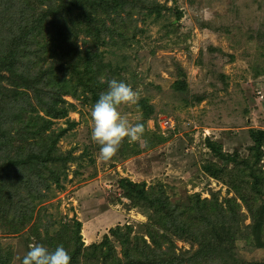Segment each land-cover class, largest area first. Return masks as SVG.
I'll return each mask as SVG.
<instances>
[{
	"label": "rangeland",
	"instance_id": "374dc122",
	"mask_svg": "<svg viewBox=\"0 0 264 264\" xmlns=\"http://www.w3.org/2000/svg\"><path fill=\"white\" fill-rule=\"evenodd\" d=\"M136 1L130 23L138 30L134 38L129 42L115 36L116 44L98 45L97 51L102 77L108 74V80H122L139 93L137 104L122 106L120 111L131 121L145 124V143L125 141L110 162H101L99 146L90 139L92 106L64 97L76 110L54 120L52 129L57 133L67 128V120L76 123L57 143L61 153L70 152L76 159L68 163L64 187L36 204L30 227L36 225L38 232L33 226L15 235L0 232L1 244L13 251L12 264H20L29 245L37 243L35 235L43 241L46 236L53 239L67 220L69 226L73 220L80 222L84 246L98 245L107 236L115 251L113 262L124 261V256L111 229L130 226L131 238L149 243L146 226L151 210L124 196L119 188L122 178L144 182L154 192L164 191L179 205L195 194L201 199L216 197L220 203L234 199L243 221L239 223L249 225L248 206L231 179H214L202 171L207 162L223 165L207 148V139L224 154H236L254 167L261 178L257 194L264 197V144L262 154H255L249 135L252 129L264 131V0ZM9 4L43 8L34 0H10ZM149 10L152 17L160 11L157 20L146 18ZM87 42L90 39L83 35L76 41L80 49ZM106 64L111 68L106 69ZM179 80L186 85L185 92L175 89ZM194 97L202 99L197 102ZM225 168L233 173L237 167ZM246 192L253 194L249 188ZM46 216L54 222L48 229L42 226ZM174 241L177 250L191 249L188 243ZM234 251L241 264H264V249L245 240L237 242ZM216 259L204 264H231Z\"/></svg>",
	"mask_w": 264,
	"mask_h": 264
},
{
	"label": "trees",
	"instance_id": "16d2710c",
	"mask_svg": "<svg viewBox=\"0 0 264 264\" xmlns=\"http://www.w3.org/2000/svg\"><path fill=\"white\" fill-rule=\"evenodd\" d=\"M9 1L0 0V232L15 235L33 226L36 204L64 187L68 163L76 159L57 147L59 139L76 123L67 120V128L57 133L52 129L54 120L67 118L76 110L64 97L93 106L107 89V83H101L102 61L97 46L116 44L115 36L130 42L138 30L130 26L136 0H34L43 7L37 10L27 4L15 7ZM151 13L146 11V18L157 20L160 11L153 17ZM180 17L178 13L176 18ZM80 35L90 39L84 49L76 43ZM110 68L106 64V69ZM103 78L107 81L110 77L106 74ZM175 89L185 92L186 85L179 80ZM194 99L199 102L202 98ZM249 135L253 142L250 149L261 155L264 131L252 129ZM206 146L223 165L207 162L202 171L214 179H231L248 206L249 225L239 223L243 221L234 199L220 203L216 197L201 199L195 194L187 204L179 205L164 191L154 192L146 189L144 182L122 178L119 188L124 196L134 205L151 210L146 226L149 243L131 238L130 226L111 229L124 256V261L113 262L115 251L107 236L98 245L84 246L81 224L76 220L72 226L68 220L63 222L53 239L46 236L43 241L35 235L36 242L49 251L63 245L71 264H96L99 259L111 264H204L215 258V262L241 264L234 251L237 242L245 240L264 249V197L257 194L261 178L246 160L224 154L214 141L207 139ZM229 164L237 167L236 173L226 171ZM247 188L253 194H248ZM43 219L45 229L54 223L47 216ZM32 229L38 232L36 225ZM175 239L190 244L191 249L177 250ZM12 262V249L0 242V264Z\"/></svg>",
	"mask_w": 264,
	"mask_h": 264
},
{
	"label": "clouds",
	"instance_id": "9594fccd",
	"mask_svg": "<svg viewBox=\"0 0 264 264\" xmlns=\"http://www.w3.org/2000/svg\"><path fill=\"white\" fill-rule=\"evenodd\" d=\"M107 83V89L100 93L98 100L90 110V139L99 146L98 160L110 162L120 150L122 144L145 143V124L133 122L120 111L122 106L137 104L139 93L132 85L115 78ZM22 264H71V256L63 245L53 251L42 244L32 243L22 258Z\"/></svg>",
	"mask_w": 264,
	"mask_h": 264
}]
</instances>
